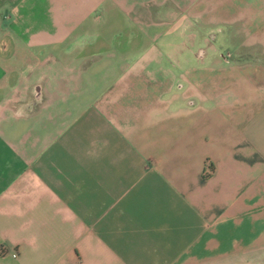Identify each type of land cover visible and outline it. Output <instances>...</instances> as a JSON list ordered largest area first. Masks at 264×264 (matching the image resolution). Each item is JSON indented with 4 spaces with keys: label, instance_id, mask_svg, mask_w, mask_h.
I'll return each instance as SVG.
<instances>
[{
    "label": "crops",
    "instance_id": "obj_1",
    "mask_svg": "<svg viewBox=\"0 0 264 264\" xmlns=\"http://www.w3.org/2000/svg\"><path fill=\"white\" fill-rule=\"evenodd\" d=\"M0 264H264V0H0Z\"/></svg>",
    "mask_w": 264,
    "mask_h": 264
},
{
    "label": "built area",
    "instance_id": "obj_2",
    "mask_svg": "<svg viewBox=\"0 0 264 264\" xmlns=\"http://www.w3.org/2000/svg\"><path fill=\"white\" fill-rule=\"evenodd\" d=\"M12 256H13V257H17L18 254H17V253H13Z\"/></svg>",
    "mask_w": 264,
    "mask_h": 264
}]
</instances>
